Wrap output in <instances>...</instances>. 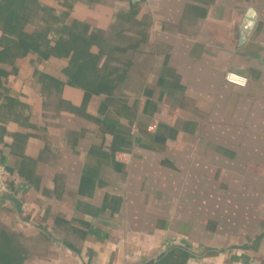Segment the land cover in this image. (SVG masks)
<instances>
[{"label": "crops", "instance_id": "crops-1", "mask_svg": "<svg viewBox=\"0 0 264 264\" xmlns=\"http://www.w3.org/2000/svg\"><path fill=\"white\" fill-rule=\"evenodd\" d=\"M40 2L127 39L87 101L68 58L1 57L16 264H264V0Z\"/></svg>", "mask_w": 264, "mask_h": 264}, {"label": "trees", "instance_id": "trees-1", "mask_svg": "<svg viewBox=\"0 0 264 264\" xmlns=\"http://www.w3.org/2000/svg\"><path fill=\"white\" fill-rule=\"evenodd\" d=\"M28 24L35 26L32 33L25 31ZM0 31V60L4 56L20 57L29 52L43 58L66 57L69 59L65 70L68 84L81 86L86 91V101L93 93H111L116 89L111 81L120 76L121 69L111 67L110 63L113 55L121 52L125 45L122 40L126 37H108L104 30L78 20L66 23L62 21V14L40 0H0ZM51 33L54 38L49 37ZM17 241L15 234L0 222V264L22 263L23 252ZM184 254L185 251L182 257Z\"/></svg>", "mask_w": 264, "mask_h": 264}, {"label": "water", "instance_id": "water-1", "mask_svg": "<svg viewBox=\"0 0 264 264\" xmlns=\"http://www.w3.org/2000/svg\"><path fill=\"white\" fill-rule=\"evenodd\" d=\"M143 0H132L133 3H138L141 2ZM256 22V14L254 12V10H249L248 14H247V18L244 22L243 25V30H242V37H241V43L245 42L248 35L250 34V31L253 29L254 25ZM154 261L150 262V264H153Z\"/></svg>", "mask_w": 264, "mask_h": 264}, {"label": "built area", "instance_id": "built-area-1", "mask_svg": "<svg viewBox=\"0 0 264 264\" xmlns=\"http://www.w3.org/2000/svg\"><path fill=\"white\" fill-rule=\"evenodd\" d=\"M226 81L231 84H235L237 86H242V87L246 86L248 83L247 78L234 73H228L226 75ZM4 175H5V171L2 168H0V181L4 180Z\"/></svg>", "mask_w": 264, "mask_h": 264}, {"label": "rangeland", "instance_id": "rangeland-1", "mask_svg": "<svg viewBox=\"0 0 264 264\" xmlns=\"http://www.w3.org/2000/svg\"><path fill=\"white\" fill-rule=\"evenodd\" d=\"M1 194H5V193H1ZM8 217H9V211H8L7 206L5 207V206L0 205V220H2V219L5 221L9 220ZM6 228L8 229V226Z\"/></svg>", "mask_w": 264, "mask_h": 264}]
</instances>
